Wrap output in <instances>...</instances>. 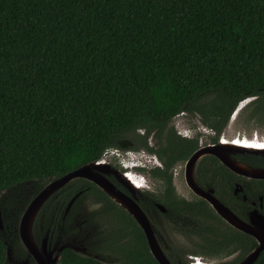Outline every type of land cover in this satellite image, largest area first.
I'll use <instances>...</instances> for the list:
<instances>
[{
    "label": "trees",
    "instance_id": "obj_1",
    "mask_svg": "<svg viewBox=\"0 0 264 264\" xmlns=\"http://www.w3.org/2000/svg\"><path fill=\"white\" fill-rule=\"evenodd\" d=\"M247 98L244 110L264 111V0H0V264H11L7 248L10 258L25 255L19 219L48 182L127 138L157 153L163 167L151 175L169 184L170 167L195 148L174 135L172 117L197 114L219 134ZM230 189L220 199L235 211L242 202ZM79 191L74 206L90 193L104 197L86 179L70 181L40 207L35 238L79 232L68 217L57 227V208ZM168 197L174 231L190 244L171 236L163 247L171 264L239 252L217 263L238 264L256 246L204 200ZM118 250V260L100 262L63 249L60 263L158 264L143 236ZM252 264H264V249Z\"/></svg>",
    "mask_w": 264,
    "mask_h": 264
},
{
    "label": "flooded vegetation",
    "instance_id": "obj_2",
    "mask_svg": "<svg viewBox=\"0 0 264 264\" xmlns=\"http://www.w3.org/2000/svg\"><path fill=\"white\" fill-rule=\"evenodd\" d=\"M247 99H245L247 100L245 105L253 100V98ZM245 100L241 101L237 107ZM244 106L238 110H236V107L235 110L232 111L231 115H233L234 112L235 115L238 111V115L246 116V122L253 124L262 123L264 120V111L254 112L252 110L253 105L250 109L244 110ZM182 116H184V118L189 116V118L194 121V125L185 126L181 121L176 120L177 117ZM169 126L173 129L174 135L180 139L195 140V148L190 152V154L185 159L179 160L170 167L171 176L169 184H166L162 178L151 175V170L163 167L162 161L158 158L157 153L155 151L148 150L146 147H139L137 149L132 148L133 144L127 138L121 140H126L128 144L120 146L117 143L118 148H111L107 150L101 159L98 160L99 162H97V167L93 170L94 172L100 174L104 180L114 188L116 191L115 194L119 199L126 201L127 204L133 202L138 206L140 211L143 213L145 220L149 224V228L154 234L155 239L163 253L165 252L163 247H166L167 241L172 240L171 236L175 226L172 216L173 212L171 209L167 208V205H165V203L168 202V196L173 198L174 196H177L178 198H182L187 201L192 200V198H199L208 204L204 198L197 195L191 189L188 183L189 179H187L185 175L186 161L193 152L206 146L225 142H229L230 145L240 144L239 146L245 147L246 150L242 152L236 150L225 151V155L231 160L243 163L252 168L264 169V164L258 163L255 159L257 157L264 158V138L258 136L256 133L251 134L249 137L236 136L225 139L223 132L227 125L219 134H216L214 130L208 128L200 121L197 114L191 115L187 112H181L173 116L169 122ZM139 131L141 132L140 135L143 136V129H139ZM155 141L156 139L149 134L147 137L148 146H152ZM236 141L238 143H232ZM126 147L130 149H126ZM118 149L125 150V152L118 151ZM133 159H135L136 162H131ZM211 159H215L218 163L214 169L209 164ZM253 160L255 161L254 164ZM182 163L184 164L181 169V180L184 188L188 191V195L186 196L176 191L174 185V174H176L175 168ZM218 166H223L228 170V172H230V183H228L227 178L222 179L221 174H219L218 169H216ZM191 171L193 181L191 180V177L190 181L193 182L195 187L202 191H211V194L215 196L224 206L229 208V210H231V212H233V214H235L241 221L249 223L250 213L253 210H257L264 216V184L258 182L264 181V179L247 177L233 172L213 154H204L199 157L194 163ZM90 182L99 188L97 184L92 181ZM155 182L157 184L154 185ZM230 185L231 193L236 196L240 202H242L235 207V211L224 204L220 199V195L222 193L221 189H228ZM237 185L240 186V189L235 190ZM101 191L104 193V197L100 200H98V197H94L93 194L90 193L82 200L83 204H77L74 206L73 203L81 194V191H79L69 197L63 207L57 208L59 213L57 227L61 228L63 220L66 217H68L70 221L71 229L79 227V232H72L69 239H61L59 236H56V239H53L48 234V231H45L44 233L41 232L37 238H35L32 230V223L31 235L34 244L39 251L40 258L41 256L44 258L45 254L52 251L47 259L48 264H61V252L63 249H70L75 253L92 257L100 262H111L118 260V258L121 257L118 247L125 244L134 245L135 243L140 242L141 236H143L145 244L148 248L144 232L131 213L128 212L125 207L119 205L105 191ZM245 191L249 194V198L246 197ZM73 196H75V198L67 209V204ZM189 197L190 199H188ZM64 244H67V247L62 248L59 259L55 263H51L50 259L58 253L57 248ZM22 247L25 251V255L21 258L18 257L17 259L10 258V263L37 264L35 258L27 252L23 245ZM251 250L252 249L249 251Z\"/></svg>",
    "mask_w": 264,
    "mask_h": 264
},
{
    "label": "water",
    "instance_id": "obj_3",
    "mask_svg": "<svg viewBox=\"0 0 264 264\" xmlns=\"http://www.w3.org/2000/svg\"><path fill=\"white\" fill-rule=\"evenodd\" d=\"M117 143L120 146L128 144L126 140H118ZM235 150L242 152L246 150V148L234 144L230 145L229 142L227 143L225 142V143L206 146L197 149L195 152L192 153V155L186 161L185 175L186 178L189 179L188 183L191 189L197 195L204 198L208 202L212 210L222 220H224L231 227L251 236L255 240L256 246L251 251H249L244 256V258L238 263V264H252L257 259L259 253L264 249V216L261 213H259L257 210H253L250 213V222L245 223L241 221L235 214H233V212H231L229 208L224 206L215 196H213L211 194V191H202L199 188H196L192 182L193 180H192L191 170L196 160L204 154H213L217 156L221 160V162L233 172H236L238 174L247 177L264 179V169L252 168L243 163H239L234 160H231L228 156L225 155V151H235ZM97 162L99 161L87 163L73 171L67 172L64 175L51 180L31 199V201L28 203L25 210L21 214L18 223V236L22 245L27 250V252L35 258L37 264H48L47 259L52 251L48 254H45L44 258L42 256L41 258L39 257V251L37 250V247L34 244L31 235V226L33 220L37 212L39 211L40 207L43 205V203L55 191H57L62 186L66 185L67 183H69L74 179L83 178L97 184L101 190L109 194L119 205L125 207L128 210V212L131 213V215L135 218L137 223L141 226L147 241L149 252L152 255V257L157 261L158 264H171L164 255V253L162 252L160 246L158 245L154 234L149 228V224L145 220V217L138 208V206L133 202L127 204L126 201L119 199L115 194L116 191L114 190V188L111 187L100 174L93 171L97 167ZM190 177L192 181H190ZM237 189H240L239 185L236 186L235 190ZM74 198L75 196H73L69 200L66 207L67 209L74 200ZM1 229H2V224L0 219V230ZM64 247H67V244L61 245L57 248L58 253L50 259L51 263H55L59 259L60 252ZM6 256L8 259H10L9 248L6 249ZM193 264H202V262L199 263L194 262Z\"/></svg>",
    "mask_w": 264,
    "mask_h": 264
},
{
    "label": "rangeland",
    "instance_id": "obj_4",
    "mask_svg": "<svg viewBox=\"0 0 264 264\" xmlns=\"http://www.w3.org/2000/svg\"><path fill=\"white\" fill-rule=\"evenodd\" d=\"M248 100V99H247ZM247 100H245L244 102H242L236 110L240 109L241 107H243L245 105V103L247 102ZM241 112V111H240ZM244 112V111H242ZM235 113V112H234ZM231 115L229 118V122L227 123V126L224 129L223 135L224 138H233V137H249L251 134L256 133L258 136L263 137L264 138V120L262 121V123H258V124H253V123H248L246 122V116H241L238 115V111L237 113L234 115ZM176 120H179L182 122L183 125L185 126H190V125H194V121L188 117L184 118V116L182 117H177ZM196 124V123H195ZM174 127V126H173ZM137 132L140 134L141 132L139 130H137ZM126 149H130L127 148ZM118 151H123L125 152V150H119ZM128 152V151H126ZM114 161V160H113ZM130 161V160H129ZM131 162H136L135 159H133V161ZM183 164H180L179 166H177L175 168V178H174V185L176 188V191H178L180 194L186 196L188 195V191L184 188V185L182 183L181 180V169L183 168ZM157 184L156 182L154 183V185ZM151 185V184H149ZM191 197V196H190ZM190 197L188 199H190ZM172 237L178 239L180 242H182L183 244H187L188 246L190 245L187 242V239H185L184 236H182L180 233L176 232L173 230L172 233ZM239 252H235L232 253L230 255L224 256V257H213V258H209L207 256H201V260H202V264H217V263H223V262H230L233 259H235V257H237L239 254Z\"/></svg>",
    "mask_w": 264,
    "mask_h": 264
},
{
    "label": "bare ground",
    "instance_id": "obj_5",
    "mask_svg": "<svg viewBox=\"0 0 264 264\" xmlns=\"http://www.w3.org/2000/svg\"><path fill=\"white\" fill-rule=\"evenodd\" d=\"M232 143H235V144H236V143H238V142L236 141V142H232ZM238 145H240V144H238Z\"/></svg>",
    "mask_w": 264,
    "mask_h": 264
},
{
    "label": "built area",
    "instance_id": "obj_6",
    "mask_svg": "<svg viewBox=\"0 0 264 264\" xmlns=\"http://www.w3.org/2000/svg\"><path fill=\"white\" fill-rule=\"evenodd\" d=\"M196 262L198 263L199 261H198V260H196Z\"/></svg>",
    "mask_w": 264,
    "mask_h": 264
}]
</instances>
